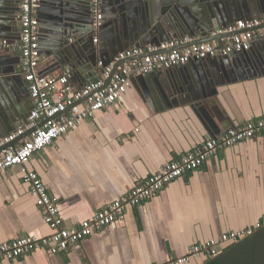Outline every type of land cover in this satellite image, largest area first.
I'll use <instances>...</instances> for the list:
<instances>
[{
  "label": "crops",
  "instance_id": "0c3cea01",
  "mask_svg": "<svg viewBox=\"0 0 264 264\" xmlns=\"http://www.w3.org/2000/svg\"><path fill=\"white\" fill-rule=\"evenodd\" d=\"M16 1L0 2V39L12 46L0 49V81L3 79L8 89L26 94V105L18 102L25 113L20 122L23 124L31 101L19 70L20 53L14 48L20 37ZM54 3L40 0L35 14L41 57L36 72L59 77L71 70L68 86L79 90L86 85L82 72L90 69L85 64L88 50L111 45L113 38L108 28H92L90 32L84 10L59 13ZM16 6V19L7 18ZM262 13L259 18L264 17V10ZM246 54L249 58L263 55L264 40L255 41ZM223 60L216 57L204 63L216 76L210 104L194 102L196 94L168 92L165 72L170 69L131 76L129 88L114 105L96 112L31 157L26 168L38 175L49 196L56 200L64 226H76L124 199L162 166L178 161L226 129L264 119V70L250 76L238 60L234 64L242 73L230 77L221 73L220 64L227 61L231 67L228 60ZM197 64L190 61L184 66ZM72 65L77 68L76 74L69 67ZM92 73V80L101 76L99 70ZM263 220L264 135H258L220 150L199 169L185 173L149 200L127 207L122 219L85 239L77 249L56 255L36 251L0 264H167L187 255L194 245ZM51 234L22 179L21 169L13 167L0 175V244ZM219 263L264 264V230L226 248Z\"/></svg>",
  "mask_w": 264,
  "mask_h": 264
},
{
  "label": "built area",
  "instance_id": "2783aa9c",
  "mask_svg": "<svg viewBox=\"0 0 264 264\" xmlns=\"http://www.w3.org/2000/svg\"><path fill=\"white\" fill-rule=\"evenodd\" d=\"M39 5L40 0H19L20 37L17 45L13 47L20 53L19 70L27 84L31 109L21 126L0 139V175L13 167L21 169L22 179L28 185L43 222L52 234L44 238L25 236L0 244V263L16 261L36 251L56 255L69 249H77L85 239L122 219L127 207H137L149 200L185 173L199 169L220 150L264 135V119L251 120L241 127L226 129L220 136L208 139L178 161L162 166L158 173L134 187L124 199L114 201L76 226H64L56 200L49 196L38 175L26 168L31 157L51 146L96 112L114 105L129 88L131 76H147L157 71L182 67L193 60L203 61L248 52L255 41L264 40V17L238 21L212 34L213 37L233 34L218 41L192 44L178 49L192 42L191 39L184 38L160 44L158 48L124 50L104 66L100 77L89 81L79 90H73L68 86L69 70L59 77L41 76L36 72L41 58L37 35L39 21L35 15ZM90 5L92 26L96 30L101 26L100 0H91ZM0 49H12V46L8 40L0 39ZM168 49L172 50L154 54ZM110 75L112 76L106 84ZM32 129L34 131L29 136L9 147ZM263 228L264 220L250 228L224 233L217 240L192 246L187 255L170 260L167 264H189L190 261L203 264Z\"/></svg>",
  "mask_w": 264,
  "mask_h": 264
},
{
  "label": "water",
  "instance_id": "95a60500",
  "mask_svg": "<svg viewBox=\"0 0 264 264\" xmlns=\"http://www.w3.org/2000/svg\"><path fill=\"white\" fill-rule=\"evenodd\" d=\"M54 1V6L59 13H64V10L65 12L75 11L76 8L84 10L90 30L93 28L91 0ZM16 4L18 5L19 2L16 1ZM105 5L110 6L111 9L103 11L101 8ZM17 7L10 9L7 18L16 19ZM99 8L101 14V26L99 28H108V33H111L113 40L110 43L111 45L106 43L101 48L88 50L85 64L90 66V69H85L82 72L84 84L92 80L93 71L99 70L100 75L103 74L104 66L109 63L105 62L108 56L112 55L111 58H113L119 52L130 48H158L163 43L183 40L184 38L191 39L192 42L178 47V49H182L192 44L209 43L232 36L233 34H223L213 37L212 34L226 29L242 18L246 21L259 18V14L263 15L264 0H100ZM1 10H3L2 7H0V16L2 15ZM90 32H93V30ZM65 35L67 40L69 33ZM93 35L88 37L90 42ZM171 50L157 51L154 54L168 53ZM221 59L229 61L231 67L227 66V61L219 66L221 73L230 77L233 74L240 76V73H242H238L239 71L236 70L234 64L238 60L242 61L243 66L242 64L241 66L250 76H255L256 71L261 72L264 70V54L258 57L253 55L249 58V55L244 52L221 57ZM207 61H196L200 64L192 68L182 66L183 68L177 67L173 68L174 70H167L165 76L167 77L168 92L173 94L189 92L192 95H197L198 98L194 102H207L210 104L213 98L212 88L216 82V76L211 69L205 68L209 67L204 64ZM98 63H101L100 67H98ZM69 67L76 74V66ZM65 68V66L62 67L64 71ZM78 72L81 73L80 70ZM5 76L9 75L5 74ZM111 76L106 80V84ZM5 78L7 79V77ZM0 83L2 85L0 86L1 139L14 128L22 125L20 122L24 121L25 113L18 102L21 101L22 106L26 105V94L16 90V88L8 89V84L6 85L3 79ZM33 131L34 129L27 131L9 147H13L17 142L22 141Z\"/></svg>",
  "mask_w": 264,
  "mask_h": 264
},
{
  "label": "trees",
  "instance_id": "16d2710c",
  "mask_svg": "<svg viewBox=\"0 0 264 264\" xmlns=\"http://www.w3.org/2000/svg\"><path fill=\"white\" fill-rule=\"evenodd\" d=\"M261 230H264V228L261 229ZM261 230H259V231H261ZM259 231H257V232H259ZM257 232H255V234H256ZM255 234H254V235H255ZM254 235H253V236H254ZM253 236H251V237L245 239L244 241L253 238ZM244 241H242V242H244ZM242 242H240V243H242ZM240 243H238L237 245H239ZM225 251H226V249L223 251V253H222L221 255H223V254L225 253ZM221 255L217 256L216 258H213V259L207 260V261L204 262L203 264H220V263H219V260H220Z\"/></svg>",
  "mask_w": 264,
  "mask_h": 264
}]
</instances>
